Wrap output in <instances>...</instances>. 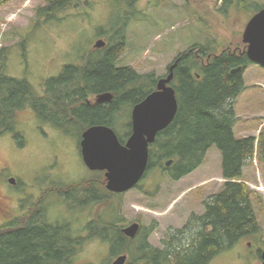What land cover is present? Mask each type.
I'll use <instances>...</instances> for the list:
<instances>
[{"label":"rangeland","instance_id":"obj_1","mask_svg":"<svg viewBox=\"0 0 264 264\" xmlns=\"http://www.w3.org/2000/svg\"><path fill=\"white\" fill-rule=\"evenodd\" d=\"M85 0L57 16L56 20L36 25L35 11L45 0H11L0 6V49L7 48V75L25 79L42 94L43 84L61 74L65 66H83L91 57L98 39L108 46L123 35L124 48L117 67L131 68L139 76L154 80L167 74V68L180 53L199 47H210L211 54L243 49L241 34L255 7L264 0H244L241 10L236 0H137L135 8L124 0ZM244 4V5H245ZM119 36V35H118ZM199 46V47H198ZM213 48L214 50H212ZM206 62V56H203ZM244 82L241 93L233 102L236 140L259 138L264 132V68L247 65L240 73ZM149 84L144 87L149 89ZM96 97L89 98L95 103ZM133 108V107H132ZM127 107L114 128L119 137L129 133ZM16 130L23 138L19 146L13 134L0 138V225L21 214L20 200L41 197L51 187L75 185L93 178L102 184V175L90 172L83 164L80 140L85 124L72 125L68 131L42 123L31 110L18 115ZM131 121V120H130ZM127 138L125 139L126 142ZM124 142V143H125ZM221 154L217 147L208 149L203 163L178 181L169 171L153 168L138 186L112 199L118 212L117 226L124 228L138 223L141 229L152 228L148 242L161 248L170 231L181 230L192 217L202 216L210 197L224 187ZM13 178L14 185L8 180ZM241 181L250 190V199L259 231L239 240L226 252L215 256L209 264H261L264 250V156L255 144L254 156L242 169ZM56 196V195H55ZM46 195L48 216L60 223H70L82 231L97 212L110 214L112 207L91 211L71 209L60 197ZM108 220L113 216L108 215ZM56 221V220H55ZM142 236V235H141ZM138 237L131 249L140 241ZM110 247L99 241H88L74 264H111ZM129 262L130 259H127Z\"/></svg>","mask_w":264,"mask_h":264},{"label":"trees","instance_id":"obj_2","mask_svg":"<svg viewBox=\"0 0 264 264\" xmlns=\"http://www.w3.org/2000/svg\"><path fill=\"white\" fill-rule=\"evenodd\" d=\"M9 1L0 0V6ZM81 1L45 0L46 5L35 11V24L56 20ZM230 1L225 0L224 4ZM236 4L241 10H247L244 0H236ZM253 6L256 12L258 7ZM123 48L124 40L120 37L113 46L91 51V57L86 58L83 66H66L58 77L48 79L43 84L42 94L27 80L7 75L8 49L1 48L0 138L12 133L18 145L23 146L16 126L18 115L27 110L42 123L64 132L78 124H85L86 128L105 125L114 131L121 120L118 115L124 110L127 114V107L141 102L156 83L152 76H139L131 68L117 67ZM200 60L203 57H195L189 51L174 58L176 67L170 85L176 93L178 110L171 124L158 133V140L150 146L147 172L162 168L169 171L172 180L178 181L201 166L209 148L217 147L225 183L223 190L205 204L203 215L192 217L181 230L170 231L169 238L161 242L162 247L154 248L148 242L152 228H140L134 239L121 233V227L117 226L119 215L112 204V199L121 194L107 192L103 178L100 186L99 180L93 178L67 188L53 186L37 200L25 196L20 200L21 214L0 225V264H74L84 244L96 240L109 244L111 258L127 255L130 261L126 264H209L243 237L259 231L250 190L241 177L244 164L253 159L256 142L260 156H264V133L258 139L236 140L232 131L235 122L232 105L243 90L244 82L240 74L232 75L230 71L245 66L248 61L226 53L210 58L203 65ZM144 83L149 84V89ZM105 93L113 95L110 102L85 106L87 98ZM128 121L129 133L124 138L114 131L121 144L131 133L129 117ZM168 160L173 163L165 168ZM46 195L62 198L71 209L87 207L92 211L109 206L113 210L107 215L97 212L95 219L83 227L87 232L84 235L68 222L49 218L44 202ZM108 215L113 219L108 220ZM138 237L140 241L132 250L130 245Z\"/></svg>","mask_w":264,"mask_h":264},{"label":"water","instance_id":"obj_3","mask_svg":"<svg viewBox=\"0 0 264 264\" xmlns=\"http://www.w3.org/2000/svg\"><path fill=\"white\" fill-rule=\"evenodd\" d=\"M242 42L247 46V59L264 68V8L255 14L247 23ZM105 46L102 40L95 42L94 49ZM176 62L169 67V74L158 79L156 90L146 95L131 110V133L124 144H121L116 133L108 126H90L83 131L80 140V154L84 166L89 171L104 172L105 190L112 194H123L136 188L147 172L149 145L153 144L158 133L165 130L173 121L178 102L171 82L174 78ZM241 71L234 68L230 74ZM111 93L98 95L96 103H108L112 100ZM173 161L164 163L169 168ZM15 184L13 178L8 180ZM140 230L138 223L121 229L128 239H134ZM264 264V250L260 254ZM127 255L117 256L111 264H126Z\"/></svg>","mask_w":264,"mask_h":264},{"label":"flooded vegetation","instance_id":"obj_4","mask_svg":"<svg viewBox=\"0 0 264 264\" xmlns=\"http://www.w3.org/2000/svg\"><path fill=\"white\" fill-rule=\"evenodd\" d=\"M125 2H128L129 1V3L128 4H130L131 3V5H133V8L134 9H136L135 8V5H136V3H137V0H124ZM257 7H258V10L253 14V16L255 15V14H257L260 10H262L263 8H264V5L263 6H261V7H259L258 5H257ZM252 16V17H253ZM252 17H250V19L252 18ZM249 19V20H250ZM248 20V21H249ZM248 23V22H247ZM247 23H246V25H247ZM246 25H245V27H246ZM245 27H244V29H245ZM243 32H244V30H243ZM243 32H242V34H241V41H242V36H243ZM116 35H119V37H117L118 39L120 38V37H123V35L122 34H120V32L119 33H116ZM99 37H101V36H99ZM99 37H96L97 39H96V41H98V40H102L103 42H104V44H105V46L102 48V49H105V48H108L109 46H108V43H107V41L106 40H103V38L101 39H98ZM123 40H124V38H123ZM95 41V42H96ZM243 43V42H242ZM95 44V43H94ZM94 46V45H93ZM200 49H197L196 51L193 49V48H191V49H189L188 51L189 52H191L195 57H198V58H201V57H203L204 55L206 56V62L210 59V58H215V57H217V56H220V55H222V54H224V53H226L227 55H229V56H232V57H234V58H237V59H239V58H246L247 59V55H246V51H247V46L245 45V44H243V49H241L240 51L239 50H234V51H232V52H225L224 50L223 51H221L218 55L217 54H211L210 52H209V49H210V47H199ZM201 48H203V50L201 49ZM209 48V49H208ZM212 50H214L213 48H211ZM95 50H101V49H94V48H92V51H95ZM247 61H248V63L245 65V66H242V65H240L239 67H241V71L239 72V73H236V74H240L241 72H244L245 70H246V68H247V65H251V64H255V63H252V62H250L248 59H247ZM200 62H201V64L203 65L205 62H203V60H200ZM174 62H172L171 64H170V66L173 64ZM255 65H257V66H259L258 64H255ZM69 66H72V65H69ZM170 66H168V68H167V74L165 75V76H167L168 74H169V67ZM66 67V66H65ZM73 67H75V66H73ZM261 67V66H260ZM234 75V74H233ZM164 76V77H165ZM199 77V76H198ZM163 78V77H162ZM158 79H160V78H158ZM158 79H156V83H155V85H154V88H153V90L151 91V92H153V91H155L156 90V85H157V81H158ZM172 87V86H171ZM150 92V93H151ZM96 98H97V96H95ZM94 104H103V103H96V100H95V103H89V98H87L86 100H85V106H93ZM264 133V132H263ZM260 134H262L261 132L259 133V136H260ZM129 137V136H128ZM127 137V138H128ZM158 137H159V134H157V136H156V138H155V141H154V143L153 144H155L156 143V141L158 140ZM153 144H151V145H153ZM151 145H149V149H150V146ZM87 169V168H86ZM88 170V169H87ZM89 171V170H88ZM90 172H93V173H97L99 176L100 175H102V177H103V179H104V188H105V177H104V172H100V171H90ZM145 177V176H144ZM140 228H141V226H140ZM122 228H120V230H121ZM107 244V243H106ZM109 245V244H108Z\"/></svg>","mask_w":264,"mask_h":264},{"label":"bare ground","instance_id":"obj_5","mask_svg":"<svg viewBox=\"0 0 264 264\" xmlns=\"http://www.w3.org/2000/svg\"><path fill=\"white\" fill-rule=\"evenodd\" d=\"M90 122V121H89Z\"/></svg>","mask_w":264,"mask_h":264}]
</instances>
